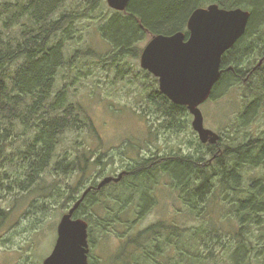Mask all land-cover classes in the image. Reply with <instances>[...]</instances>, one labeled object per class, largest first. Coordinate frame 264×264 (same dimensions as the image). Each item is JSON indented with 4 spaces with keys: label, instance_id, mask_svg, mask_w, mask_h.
<instances>
[{
    "label": "trees",
    "instance_id": "16d2710c",
    "mask_svg": "<svg viewBox=\"0 0 264 264\" xmlns=\"http://www.w3.org/2000/svg\"><path fill=\"white\" fill-rule=\"evenodd\" d=\"M103 1L84 0L85 6L79 14L67 13L65 6L68 0L0 1V139L3 141L9 137V149L15 148L14 132L17 124L25 130L24 135L28 132L22 138L26 141L24 148L16 154L6 155L10 164L19 161L20 193H27L38 185L40 176L50 168L61 139L67 132L86 128L91 135L96 134L93 121L83 105L73 103L68 96H64L63 90L55 91V83L60 71L71 64L76 55L75 53L73 57H67L66 54L67 42L74 41L73 25L79 19L89 18ZM206 3H217L224 9L239 7L250 12L245 34L221 58L220 77L210 96L213 99L218 92H225L228 87L243 84V78L248 76L246 81L250 79V85L245 81V94L250 99L242 114L243 122L248 123L256 114L264 115V39L257 41L253 34L251 41L246 44V36L250 32L258 27L260 28L257 30L264 29V0H130L124 12L110 9L112 15L107 14L109 17L103 18L104 20L107 17L100 27V35L112 48L111 56L106 60L117 67L127 59H138L142 51L138 44L148 36L183 32L188 37L187 22L190 15ZM245 56H249L251 60L259 58L262 62L251 72L248 67L250 61L245 66L246 70H243L241 67L244 65ZM129 71L128 68L119 67L116 77L123 78ZM143 73L146 80H150L153 90L146 95L147 106L164 114L169 121V127L179 128L178 118L185 115L186 109L173 105L158 91L157 79L145 70ZM136 115L146 120L144 115ZM222 140L220 147L223 150L214 166L210 167L203 163L212 148L208 144L202 145L205 149L198 152L197 157H177L174 153L152 155L151 158L161 157L162 161L150 169L145 166L151 158H137L124 167L126 173L118 183L113 184L111 190L104 186L99 190L89 191L74 216L89 220V211H94L95 207L101 205L110 211L109 214L113 212L111 217L103 218V228L115 227L123 220L129 223V216L136 218L137 205L133 203L134 197L142 200L143 209L148 204V197L144 194L149 193V189L158 183L155 175L159 172L161 177L166 176L176 185L178 194L182 193L184 203L189 208L188 213L195 217L209 215V210L203 211L199 203L203 197L211 194L213 187L217 186L226 196L240 195L243 192L245 197H240L236 203L230 202L235 205L231 219H225L229 210L217 198L211 201L210 208H219L222 213L213 217L214 219L206 217L198 227L188 229L190 226L182 227L174 223L176 221L163 219L131 237L122 235L118 241L124 248L122 247L123 251L119 253L122 256H118L117 261L128 264L147 259L144 264H152L154 256V264L171 261L173 264L182 259L184 264H212L213 257L216 258L218 254L215 250H233L235 264H252L251 257L264 256V179L252 180L243 191L244 179L241 173L249 165L264 168V131L259 137L236 147L224 144V139ZM84 149L76 159H71L70 153H64L55 162L52 174L67 178L72 176L73 167L76 165L83 175L91 171L89 165L93 161L89 160L92 151L87 146ZM82 161H86V164L79 165ZM87 182L79 180L75 184H68V192L64 188L61 197L67 205H72L79 199L77 192ZM90 185H95V181H90ZM148 185L151 187L147 188ZM60 187L44 189L42 192L51 191L48 195H41V199H55L61 192ZM115 188L119 190L112 193ZM94 192L97 196L92 195ZM110 200L115 202V210L111 208ZM126 211L130 213H124ZM174 213V216L179 215L176 211ZM6 216L0 210V223L6 220ZM216 217L227 221L223 223L215 219ZM171 223L173 224L170 225ZM29 224L31 225L30 222ZM170 227L178 230V233L175 230L169 232ZM233 230L238 232L233 234ZM90 237L91 231L89 240ZM212 242L215 250L213 245H209ZM161 243L168 246L165 253L159 245ZM226 243H230L229 248H219V244L224 246ZM201 246H205V250H201ZM88 264H93L91 251Z\"/></svg>",
    "mask_w": 264,
    "mask_h": 264
},
{
    "label": "rangeland",
    "instance_id": "374dc122",
    "mask_svg": "<svg viewBox=\"0 0 264 264\" xmlns=\"http://www.w3.org/2000/svg\"><path fill=\"white\" fill-rule=\"evenodd\" d=\"M0 1L14 2L15 0ZM83 1L68 0L65 6L67 13L79 14L85 6ZM208 6L209 4L206 3L201 8ZM110 9L104 0L103 4H100L89 18L79 19L73 25L75 30L74 41L67 42L66 54L67 57L74 56L75 53L76 55L72 56L71 64L63 67L55 83V91L63 90L64 96H68L73 103L83 105L93 121L96 134L91 135L86 128L83 130L71 129L67 132L61 139L56 157L50 168L40 176L41 180L38 185L27 193L19 192V161L10 164L6 155L16 154L24 148L26 141L22 138L27 136L28 132L24 135L25 130L17 124L14 132L16 149L14 147L9 149V137L4 138L3 141L2 138L0 139V156L2 158L0 159V210L7 215L6 220L0 223V264H42V261L54 247L57 238L56 230L61 217L71 208V204L67 205L64 198L61 197L63 191L68 192L70 190L67 189L68 184H75L79 180L88 181L80 187L84 190L90 185V181L94 180L97 184L104 177H117L121 171H124V167L128 163L137 160L139 157L148 159L152 155L163 156L169 153H174L177 157H197L198 152L205 149L202 145L205 146L207 143L202 142L197 132L192 128L193 117L188 111L185 112L184 116L178 118L180 127L172 128L166 126L169 121L164 114L156 112L154 107L151 109L147 106L146 95L153 90L150 87V80H146L143 69H141L140 55L138 59L130 61L127 59L117 67L106 60L108 56H111L112 48L101 37L100 27L105 19L112 15ZM105 16L107 17L103 20ZM257 29L246 36V44L251 41L254 35L257 41L264 39V29ZM150 39L151 37L148 36L138 46L143 49ZM243 62L244 65L241 68L246 70L245 66L250 62L248 67L252 72L262 60L259 58L251 60L249 56H245ZM119 67L128 68L130 71L125 73L123 78H117ZM155 78L157 79V77ZM246 83L250 85V79ZM246 83L228 87L225 92H218L213 99L211 98L200 106L203 115V127L217 137L214 140L216 143L221 137L224 139V144L236 147L245 144L250 139L259 137L263 133V113L256 114L248 123H244L242 120V114L250 99L249 95L246 96L245 94ZM157 89L159 91L158 79ZM135 113L144 115L146 120ZM29 137H31L30 134ZM219 144H221V140ZM85 146L92 151L91 159H87L90 162L93 161L89 165L92 168L91 171L83 175L79 171V166L76 165L73 167L72 176H67V178L52 174L53 166L60 159L59 157L67 152L70 153L71 159H76L85 151ZM83 164H86V161L79 163V165ZM241 174L244 179L242 180L244 191L252 180L264 179V168H254L249 165L242 170ZM155 178H158L159 181L157 180L158 183L153 188L150 185L147 186V188H151L149 193L144 194L148 197V204L143 209L141 206L143 202L137 196L134 197V202L130 201L137 205V212L136 218L129 216L128 219L131 220L129 223L123 220L121 224L115 227L103 228V218L111 217L113 212L109 214L110 211L101 205L95 207L94 211L97 212L89 211L87 215L91 219L86 221L89 224V231H91L90 251L93 264H122V261L117 260L118 256H122V253H119L123 251L122 247L124 248V246L121 247L118 240H121L123 236L131 237L140 230L162 222L163 219L176 221L174 223L182 227L190 226L188 229L193 226H200L208 216L211 217L210 219H214L213 217L222 213L219 208H210L211 201L217 200V198L222 200L217 201L223 202L229 210L225 219H231L234 216L232 211L235 205L230 204V202L245 197L243 192L239 193L240 195L226 196L215 186L211 194L206 198L203 197L202 202L199 203L203 211L209 210V215L201 214L195 217L190 212L188 213L189 208L184 203L182 193L178 194V188L169 178L161 177L160 172L155 175ZM113 184L114 182L107 184V190H111ZM56 186H61L59 188L61 192L55 199H41V195H48L51 191L42 192L44 189H55ZM113 190L112 193L119 188ZM81 191L77 192L79 193L78 196H82L83 191ZM111 199L113 198L111 197ZM110 202L112 203L111 208L114 209L115 202L113 200ZM175 211L179 214L178 216H174ZM98 215L101 217L99 218ZM215 219L219 220L218 217ZM219 221L226 223L227 220ZM24 227L26 228L24 229ZM169 230L171 232L175 229L170 227ZM175 231L178 233V230ZM253 231L256 230L253 229ZM237 232V230H233V234ZM224 240L227 239L224 238ZM229 244L226 243L224 246L219 244V248L227 249ZM159 245L163 248V252L168 247L162 243ZM209 245H213V250H215L214 242ZM200 248L205 250L206 247L201 246ZM215 251L218 254L216 258L213 257L212 264H233L235 262L233 250ZM152 258L155 263V257L152 256ZM250 260L252 264H263L264 256H253ZM144 261L128 264H144ZM151 262L154 264L153 261ZM171 262L166 264H171ZM173 264H184V259Z\"/></svg>",
    "mask_w": 264,
    "mask_h": 264
},
{
    "label": "water",
    "instance_id": "95a60500",
    "mask_svg": "<svg viewBox=\"0 0 264 264\" xmlns=\"http://www.w3.org/2000/svg\"><path fill=\"white\" fill-rule=\"evenodd\" d=\"M130 0H106L116 12L125 11ZM249 12L241 9H221L217 5L197 8L187 22L189 36L182 32L172 35L152 36L140 54L141 69L158 79L161 93L174 105L184 106L192 115V128L204 142L210 131L203 128L199 106L208 99L214 84L220 77L222 55L244 34ZM117 177H104L96 186L99 190ZM92 187L64 214L57 226V238L51 253L42 264H88L87 223L73 218V213Z\"/></svg>",
    "mask_w": 264,
    "mask_h": 264
},
{
    "label": "flooded vegetation",
    "instance_id": "af4514ba",
    "mask_svg": "<svg viewBox=\"0 0 264 264\" xmlns=\"http://www.w3.org/2000/svg\"><path fill=\"white\" fill-rule=\"evenodd\" d=\"M248 75H249V73H248ZM246 79H247V77H244V78H243V82H245ZM220 140H221V144L218 145V143H219ZM204 143L212 144L213 146H211L212 148L209 149V154H210V155L208 154V156L205 157L207 160H206V161H203V163H204V165H206L207 167L214 166V164L216 163L217 159L219 158V154H220V152L223 150V148L220 147V145H222V143H223V140H222V138L220 137V138H218V141H217V143H216L214 140L211 139L210 136H208V137L205 139ZM204 145H205V144H204ZM161 161H162V160H161V157H153V158H151L150 160L147 161V164H148V166H149L150 168H152L153 165H155V164H160ZM128 174H130V173L128 172Z\"/></svg>",
    "mask_w": 264,
    "mask_h": 264
},
{
    "label": "bare ground",
    "instance_id": "6f19581e",
    "mask_svg": "<svg viewBox=\"0 0 264 264\" xmlns=\"http://www.w3.org/2000/svg\"><path fill=\"white\" fill-rule=\"evenodd\" d=\"M249 14H250V13H249ZM166 126L169 127L168 125H166ZM145 168L150 169V167L148 166L147 162H146V166H145ZM92 189H96V187L92 186ZM96 192H97V191H96ZM96 192H94L92 195H95ZM95 196H97V194H96Z\"/></svg>",
    "mask_w": 264,
    "mask_h": 264
}]
</instances>
